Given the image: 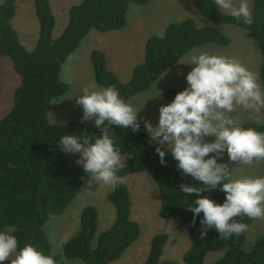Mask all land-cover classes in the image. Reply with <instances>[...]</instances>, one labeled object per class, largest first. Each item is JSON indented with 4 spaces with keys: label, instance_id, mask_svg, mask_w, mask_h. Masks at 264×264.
I'll return each instance as SVG.
<instances>
[{
    "label": "trees",
    "instance_id": "obj_1",
    "mask_svg": "<svg viewBox=\"0 0 264 264\" xmlns=\"http://www.w3.org/2000/svg\"><path fill=\"white\" fill-rule=\"evenodd\" d=\"M18 1L3 0L0 4V57L11 59L21 79L13 93L10 111L0 120V231L14 235L20 247L32 244L51 255L55 264L61 257L79 259L85 264H109L120 259L141 236L140 223L131 218V195L124 177L149 172L160 196L159 217H178L187 227L190 244L182 255L184 263L205 264L209 252L223 251L222 256L210 264H264V234L248 251L243 249L246 231L238 237L221 239L210 229L203 239L200 238L199 218L193 225L192 213L186 209L192 197L186 199L179 193L181 183L199 182L190 176L182 177L170 153L165 156L167 164H160L154 151L156 145L149 143L143 124L135 133L130 128L111 130L124 163L119 172L124 183L114 187L107 196L115 208L112 225L97 235L93 247L91 240L96 234L98 212L87 205L81 211L78 231L63 244L61 254L52 255L45 225L51 216L65 211L86 182L82 167L72 164L67 153L59 150L57 139L63 134H100V129L81 121L61 124L49 121L48 108L52 101L69 90V84L60 77L61 70L90 31L124 28L129 4H145L149 0H81L69 8L67 23L57 38L53 37L55 18L49 0H33L39 36L32 50L24 47L12 25ZM193 5L210 21L235 25L253 35L261 52L260 78L264 86V0H253L254 23L251 26L220 14L212 0H193ZM209 43L226 46L230 38L211 25H197L192 18L169 23L163 34L147 39L143 60L133 67L127 82L107 68L104 52L94 49L90 60L95 83L102 88L115 87L127 101L148 90L185 53ZM185 87L184 78L182 85L165 91L166 99L171 101ZM243 126L256 127L251 121ZM257 130L264 132V126ZM201 194L211 195L217 202H223L225 196L218 188ZM235 219L245 223L247 228L253 220ZM167 238L166 233H156L152 237L143 264H178L175 260L162 259Z\"/></svg>",
    "mask_w": 264,
    "mask_h": 264
},
{
    "label": "clouds",
    "instance_id": "obj_2",
    "mask_svg": "<svg viewBox=\"0 0 264 264\" xmlns=\"http://www.w3.org/2000/svg\"><path fill=\"white\" fill-rule=\"evenodd\" d=\"M222 15L251 26L254 17L250 0H212ZM192 65L185 75L186 87L158 109L155 125L138 117L140 108L127 103L112 86L97 90L84 87L74 97L82 109L81 123L92 121L99 135L63 134L57 139L59 150L77 155L76 164L85 173L88 186L100 184L116 187L124 183L119 172L124 163L111 135L115 127L143 129L161 165H166L170 153L175 168L182 177L190 176L198 184L181 183L179 193L191 203L192 224L199 218L200 238L214 229L221 239L240 236L247 225L236 217L264 219V175L234 176L230 165H247L264 161V86L256 73L235 58L200 52L177 61ZM160 91L153 97H159ZM246 112L254 117L256 127H245L236 113ZM211 137L209 140L207 138ZM227 154L228 162L223 161ZM219 189L225 194L223 202L201 193ZM202 214V215H201ZM55 264L51 255L32 244L20 247L17 238L0 231V264Z\"/></svg>",
    "mask_w": 264,
    "mask_h": 264
},
{
    "label": "rangeland",
    "instance_id": "obj_3",
    "mask_svg": "<svg viewBox=\"0 0 264 264\" xmlns=\"http://www.w3.org/2000/svg\"><path fill=\"white\" fill-rule=\"evenodd\" d=\"M2 1L3 0H0V4ZM80 1L81 0H49L55 18L53 28L54 38H57L64 29L68 20L69 8L78 4ZM128 13V22L123 29L104 33L92 30L91 32L101 34L99 36L104 39H99L97 40L98 42L89 39L85 43L88 45L92 44V47H99L95 49L105 51L108 58V66L107 64L106 66L117 67L118 74H116L123 82H127L130 79L133 67L143 60L147 39L150 36L162 34L169 23L180 21L185 18H192L199 26L207 24L217 28L221 32H248V34H250L248 30L235 25L210 21L197 11L192 0H149L145 4L130 3ZM12 25L17 31L19 39L24 47L27 50H32L39 36V22L36 17L33 0L18 1L16 13L12 19ZM139 32L148 35L147 38H144V40L146 39L145 42L142 41L143 38L140 36ZM114 34H117V39L129 41L122 53H113L114 49L108 46V43H110L108 41L114 39L111 37V35ZM99 42L101 44H99ZM85 44L83 47L80 46V48L83 49L79 48L72 57L69 56L61 70L60 77L69 84V90L65 94L56 97L49 106L48 118L52 123L61 124L68 121H81L82 109L78 105H75L74 97H68L78 94L84 87H88L90 90L102 88L95 83L94 76L92 75V65L90 68L85 67V69L75 66L70 69L73 58H80V61L83 60L85 55ZM246 55V58L242 61L240 60V62L255 73V54L250 52L249 60V54ZM187 57L188 55H183L179 60L187 59ZM119 61H123V63L117 65ZM191 67L192 65L190 64H181L176 61L162 73L148 91L138 93L134 97H131V101L128 103L134 108H140L138 117L153 120L151 122L155 125L158 119L159 106L170 102L165 97V91L168 88L182 85L185 75ZM20 81V76L14 70L11 59L8 56L0 57V120L10 111L13 104V93L20 85ZM258 81L261 83L260 77ZM158 91H160V96L153 97L158 94ZM243 115H246V117L252 116L250 113L241 111L236 113V118L239 120V117ZM85 123L94 126L92 121ZM207 139L211 140L212 138L209 137ZM151 144H155V142L153 141ZM67 155L71 163L76 164L75 161L78 154L73 155L67 153ZM223 157L227 158V154L225 153ZM233 165L235 164L233 163ZM236 166L237 169L235 168L234 176L264 175V161L254 163L251 166ZM124 180L129 186L131 200L132 203H134L133 217L137 219L141 225V236L126 250L120 259L111 263L143 264L152 237L156 233H166L168 238L164 245L162 259H171L177 261L178 264H186L182 261V255L190 244L187 227L178 217H159L160 196L152 174L149 172L132 173L125 176ZM112 190L113 187L110 186L95 183L93 186H88L85 182L65 211L61 214L51 216L45 225V229L51 244V253L53 256L61 254L63 244L78 231L81 211L87 205L95 207L98 212L97 230L95 236L91 240L92 246L94 247L96 245L97 235L108 229L115 219V208L107 197ZM208 197L211 198V195H208ZM263 234L264 219L252 220L245 232L243 249L246 251L250 250L256 239ZM222 254L223 251L209 252L206 256L205 264H210L215 259L221 257ZM3 264H9V261L5 260ZM56 264L85 263L79 259H66L65 257H61Z\"/></svg>",
    "mask_w": 264,
    "mask_h": 264
},
{
    "label": "crops",
    "instance_id": "obj_4",
    "mask_svg": "<svg viewBox=\"0 0 264 264\" xmlns=\"http://www.w3.org/2000/svg\"><path fill=\"white\" fill-rule=\"evenodd\" d=\"M192 3H193V0H192ZM17 4H18V2H17ZM250 9H251V11L253 9V0H250ZM128 18H129V13L127 11V22H128ZM202 26H205V25H202ZM114 33H118V32H114ZM223 33L230 38V44L229 45L221 46V45H218V44L209 43V44H206V45L195 47L192 50H190L187 53H185L184 55H189V54H193V53L198 54L200 52H205L206 51V52H209V53L221 54V55H224V56H227V57H230V58H235V59H237L239 61L240 60L242 61L244 58H246V56H247L246 54H249L248 55V60H249L250 59V52H253L255 54V56H254V58H255V67H256L255 73L257 74V76L260 75V67H261V63H262L261 52H260V48H259L257 42L255 41L253 35L250 32H249L250 34H248V32H231V33L223 32ZM231 34H233V35H231ZM99 35H101V34H97V32H91L90 31L87 34V36H85L82 39V41L79 44V46L77 47V49L70 55V57H72V55H74V53H76V51L80 48V46L83 47V45L86 43L87 40H89V39H93L94 41H97L99 39L103 40L104 38L100 37ZM140 36H142V38H143L142 41H144V42L146 40V39L144 40V38L148 37V35H145L143 32L140 33ZM111 37L114 38V39H111V40L108 41V42H110V43H108V46H110L111 48L114 49L113 53H118V52L122 53L124 47L127 46L129 41L128 40L122 41L120 39H117V34L111 35ZM99 44H101V43L99 42ZM95 48H99V47H92V44L91 45L85 44V49H84L85 55L83 57V60L80 61V58H73V60L71 61L70 69L73 68L74 66L78 67V68L81 67V68H84V69H85V67L86 68H88V67L90 68L91 65H92L91 60H90V53ZM80 49H83V48H80ZM103 52L105 53V51H103ZM105 56H106V64L108 66V58H107L106 53H105ZM119 63H123V61L122 62L119 61L117 63V65ZM107 68H109L113 72L117 73V69H116L117 67L115 68L113 66H111V67L109 66ZM91 69H92V75H93V68L91 67ZM259 77L260 76H258V78ZM146 91H148V90H146ZM129 101H131V98L128 99L126 102L128 103ZM253 120H254L253 116H247L246 117V115H243L242 117H239V121L242 124H244L247 121L253 122ZM151 121H153V120H151ZM53 124H56V123H53ZM223 158L228 162V158H226V157H223ZM230 167H232L234 169V171H235V168L237 169L236 165H230ZM133 204L134 203H132V207H131V218L137 221V219H135L133 217ZM110 264H112V263H110Z\"/></svg>",
    "mask_w": 264,
    "mask_h": 264
}]
</instances>
